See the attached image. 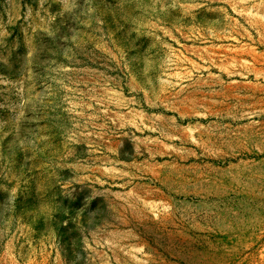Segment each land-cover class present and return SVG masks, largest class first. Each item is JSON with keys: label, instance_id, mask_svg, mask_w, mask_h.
<instances>
[{"label": "rangeland", "instance_id": "374dc122", "mask_svg": "<svg viewBox=\"0 0 264 264\" xmlns=\"http://www.w3.org/2000/svg\"><path fill=\"white\" fill-rule=\"evenodd\" d=\"M0 264H264V0H0Z\"/></svg>", "mask_w": 264, "mask_h": 264}]
</instances>
